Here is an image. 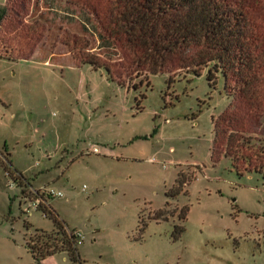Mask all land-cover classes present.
<instances>
[{
	"label": "rangeland",
	"instance_id": "374dc122",
	"mask_svg": "<svg viewBox=\"0 0 264 264\" xmlns=\"http://www.w3.org/2000/svg\"><path fill=\"white\" fill-rule=\"evenodd\" d=\"M6 5L0 264H264V69L249 95L148 74L103 46L111 0ZM55 221L79 235L76 263L32 250Z\"/></svg>",
	"mask_w": 264,
	"mask_h": 264
},
{
	"label": "trees",
	"instance_id": "16d2710c",
	"mask_svg": "<svg viewBox=\"0 0 264 264\" xmlns=\"http://www.w3.org/2000/svg\"><path fill=\"white\" fill-rule=\"evenodd\" d=\"M111 1L109 22L101 27L100 39L106 47L118 42L137 68L161 74L174 65L183 74L201 77L205 73L210 86L222 82L228 89L233 80L243 95L254 90L257 74L264 69V36L252 28L256 15L264 18V0ZM77 7L91 23L89 10ZM7 13L6 5L0 9V25ZM81 60L100 64L91 56ZM231 96L234 100L235 93ZM55 223L57 237L42 233L32 250L40 257L67 250L76 263L74 234L68 235Z\"/></svg>",
	"mask_w": 264,
	"mask_h": 264
},
{
	"label": "built area",
	"instance_id": "2783aa9c",
	"mask_svg": "<svg viewBox=\"0 0 264 264\" xmlns=\"http://www.w3.org/2000/svg\"><path fill=\"white\" fill-rule=\"evenodd\" d=\"M94 151H96V150H94ZM85 187H83V189H84ZM59 197H61V194H59L58 195ZM33 208L34 209H37L38 207H39V203L38 202H35V203H33ZM75 236V238H76V243L79 245L80 244V241H79V235L78 234H76V235H74Z\"/></svg>",
	"mask_w": 264,
	"mask_h": 264
},
{
	"label": "crops",
	"instance_id": "0c3cea01",
	"mask_svg": "<svg viewBox=\"0 0 264 264\" xmlns=\"http://www.w3.org/2000/svg\"><path fill=\"white\" fill-rule=\"evenodd\" d=\"M3 22V21H2ZM2 24V23H1ZM1 26V25H0ZM85 187V186H84Z\"/></svg>",
	"mask_w": 264,
	"mask_h": 264
}]
</instances>
